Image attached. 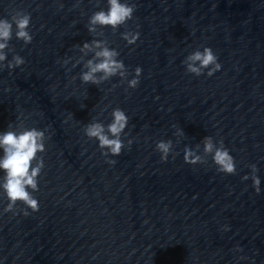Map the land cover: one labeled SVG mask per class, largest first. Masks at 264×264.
I'll return each mask as SVG.
<instances>
[{
    "label": "water",
    "instance_id": "water-1",
    "mask_svg": "<svg viewBox=\"0 0 264 264\" xmlns=\"http://www.w3.org/2000/svg\"><path fill=\"white\" fill-rule=\"evenodd\" d=\"M128 2L133 20L96 37L89 17L107 0H0V19L31 14L33 36L25 46L14 26L7 58L25 64L0 70V133L22 121L48 137L33 193L39 211L18 204L5 212L0 189V264H264V0ZM125 31L140 33L136 45ZM93 39L119 51L129 80L143 69L139 87L119 77L98 87L80 80L77 46ZM203 47L222 66L211 77L183 63ZM115 108L129 118L126 147L106 157L83 130L97 119L106 126ZM209 136L223 140L235 175L219 173L211 157L185 162L184 149L200 144L202 155ZM168 140L178 155L165 163L156 145ZM252 164L259 194L243 180Z\"/></svg>",
    "mask_w": 264,
    "mask_h": 264
},
{
    "label": "clouds",
    "instance_id": "clouds-1",
    "mask_svg": "<svg viewBox=\"0 0 264 264\" xmlns=\"http://www.w3.org/2000/svg\"><path fill=\"white\" fill-rule=\"evenodd\" d=\"M136 6L130 4L128 0H107V10L95 11L90 17L87 24L88 32L96 37H103V29L110 27L113 32L120 29L121 26L134 18ZM31 14L24 11H16L11 20L7 18L0 19V70L5 67L15 70L25 64L24 58L20 55H14L11 61H8L7 51L9 42L13 39L15 26V38L24 42L25 46L33 41L30 34ZM128 45H136L140 39V33L125 31L121 34ZM81 55L75 59L73 67L83 63V69L79 74L80 80L84 84L96 85L97 87L110 81L114 77H119L121 82H127L128 88L136 89L140 85V77L143 69H135L134 78L128 79L130 73L124 62L119 59L120 53L116 49L110 48L107 39H93L90 43H83L82 47L77 46ZM14 51V49H11ZM90 54L92 57L86 59ZM73 58L63 60V65L67 66ZM7 61V63H5ZM186 72L194 76H201L207 70V75L211 77L221 70V64L218 62L216 54L210 47H203V50H195L189 54L183 61ZM71 71V69H69ZM73 80L76 77L72 78ZM115 87V85L113 86ZM112 120L106 126L94 120L88 123L84 128V134L90 140L99 142V149L104 156L118 157L121 155L126 145L123 143L122 135L126 134L125 130L129 124V118L126 113L115 108L112 113ZM177 136L184 137L183 130L177 132ZM45 131L35 127H25L24 123L17 126L13 123L9 125V130L0 133V150L3 155L0 156V170L5 175L0 178V189L6 195L9 203L4 209L5 212L16 211L18 204H23L32 212L39 211V201L34 198L33 193L39 190V177L45 167L43 156L39 155L46 152ZM179 142V141H177ZM133 141L129 140L127 147L130 149ZM203 154L200 152V144L196 145V150L190 147L184 149V160L187 164L206 165L207 157H211L217 171L225 175H235L237 172L236 162L230 155L229 150L225 147L223 140L218 143L209 136L203 139ZM173 142L160 141L156 145V150L161 154V160L167 162L169 155L173 158L178 153H173ZM110 164H115L116 160H108ZM251 177L248 175L243 180L251 178L253 187L257 194L260 193L261 180L257 176L258 168L255 164L249 166ZM31 190V191H29ZM29 213L25 210L24 215ZM227 230V229H226Z\"/></svg>",
    "mask_w": 264,
    "mask_h": 264
}]
</instances>
